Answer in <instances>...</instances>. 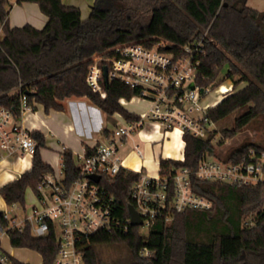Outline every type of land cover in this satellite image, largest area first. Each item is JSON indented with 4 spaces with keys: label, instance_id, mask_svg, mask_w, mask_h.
Here are the masks:
<instances>
[{
    "label": "trees",
    "instance_id": "16d2710c",
    "mask_svg": "<svg viewBox=\"0 0 264 264\" xmlns=\"http://www.w3.org/2000/svg\"><path fill=\"white\" fill-rule=\"evenodd\" d=\"M20 1L36 4L46 23L41 29L28 24L10 27L9 3L0 0V108L10 110L15 119L20 118L22 95L31 109L39 104L45 112L62 111L66 98L85 97L106 115L136 119L118 101H130L140 90L112 81L101 99L89 89L85 76L91 56L125 44L152 48L160 43L167 44L161 50L180 54L183 45L201 38L198 83L215 89L226 80L233 90L207 110L208 118L218 122L247 108L235 117L233 128L223 131L217 144L264 119V11L251 9L247 0H94L84 20L78 8L65 6L61 0ZM225 67L226 74L219 81ZM241 84L244 86L239 88ZM109 134L107 130L102 133L105 137ZM31 136L37 146L30 169L0 187L7 206L24 205L26 188L34 190L39 178L52 171L40 155L44 137L39 132ZM214 138V133L205 139L184 134L183 160L159 162L160 177L187 169L193 191L211 201L210 210L178 213L169 223L156 220L146 235L139 234L138 227H129L125 233L99 231L83 237L77 242L83 264H105L97 247L113 244L126 248V264H264V183L233 186L194 176L198 162L214 155ZM251 150L258 155L264 146L245 141L229 149L223 161H250ZM59 155L65 179L70 182L77 171L76 160L67 148ZM137 179L136 173L121 170L106 186L120 202V216L128 217L127 207L132 204L128 193ZM248 216L254 221L251 226L244 225ZM0 222L5 224L1 213ZM8 239L12 247L37 252L41 264H53L58 244L51 234L35 238L29 231H9Z\"/></svg>",
    "mask_w": 264,
    "mask_h": 264
},
{
    "label": "built area",
    "instance_id": "2783aa9c",
    "mask_svg": "<svg viewBox=\"0 0 264 264\" xmlns=\"http://www.w3.org/2000/svg\"><path fill=\"white\" fill-rule=\"evenodd\" d=\"M202 42L201 38L186 43L180 48V54L161 50L167 44L160 43L152 48L125 44L91 56L85 82L92 92L105 99L106 85L119 81L140 90L130 101H146L149 106L136 119L124 120L104 140L88 147L89 154L85 148L76 159L77 171L70 182L65 179L60 162L39 178L32 190L31 204H13L9 206L10 214L1 213L5 224L0 222V264H14V257L1 246L2 237H8L9 231H29L35 238L54 236L58 249L53 264H83L77 246L83 237L99 231L127 232L131 227L130 217L118 214L120 202L106 187L121 170H127L118 155V144L142 129L146 122L159 124L168 131L177 130L182 139L184 134L205 139L218 131L216 122L208 118L207 110L215 106L208 99L220 85L213 89L201 86L197 80ZM230 92L231 84L221 95ZM118 102L125 106L127 101L119 99ZM20 106V117L31 110L24 95ZM31 134L32 130L15 119L10 110L0 108V163L18 157L22 161L30 158L31 164L37 146ZM134 150L141 154L138 146ZM249 157L250 161L238 163L205 157L198 162L194 176L201 181L233 186L263 184L264 151L256 155L251 150ZM134 173L138 179L130 187L128 196L141 220L138 226L141 232L147 234L156 220L169 223L175 214L188 210L208 211L212 206L210 200L193 191L187 169L174 170L170 177ZM90 176H97L98 181L94 182ZM262 205L264 211V201ZM253 223L252 216L244 220L245 226ZM143 254L148 252L143 251Z\"/></svg>",
    "mask_w": 264,
    "mask_h": 264
},
{
    "label": "crops",
    "instance_id": "0c3cea01",
    "mask_svg": "<svg viewBox=\"0 0 264 264\" xmlns=\"http://www.w3.org/2000/svg\"><path fill=\"white\" fill-rule=\"evenodd\" d=\"M7 1L10 6L8 15V23L10 27H22L28 24L34 28L41 29L45 25L46 17L40 12L39 7L36 4L25 1L17 2V0ZM93 1L94 0H61L65 6L78 8L81 20L87 18ZM1 36L2 32L0 28V38ZM84 99L89 101L85 97H71L64 99L62 101V111L49 110L48 112H45L43 106L35 104L34 109L26 111L23 116L19 118L25 127L32 130V132H39L44 137L45 147L42 149L49 146L50 136L56 138L57 145L60 146V149H56L58 150V154L53 153L54 156L50 160H45L41 155L42 149L40 150L41 159L51 168H56L60 164L59 154L63 148L69 149L76 160L78 156L84 153L85 147H92L97 142L106 138L102 133L104 130L108 131V129L102 127L101 120L99 123L95 124V128L90 132L87 128V123L91 122V117L84 113H77L78 107L85 105V102H83ZM127 103H133L136 105V108H127ZM148 106V102L134 99L132 101H127L123 107L131 114L138 116L146 111ZM90 109L89 114H92V119H94L99 112L91 107ZM110 117H116L114 118L115 123L113 129L124 121V119L116 113ZM144 126L135 133L138 137L140 136V140L148 141L149 154L143 156L139 146L134 145L123 158L119 154L118 155L122 160L124 168L127 170L132 172H143L148 176H152L153 174L148 171V168H152L150 170H153L155 167L156 174L153 176H158L160 160H183L184 142L179 132H176V130L168 131L165 130L163 126L152 122H146ZM92 132H98L99 136H94ZM109 132L111 133V131ZM132 136L133 135L128 138H132ZM126 140L127 138L123 142ZM135 146H138L141 152L140 155L134 150ZM54 148H56V146H54ZM50 150L53 151V149ZM22 162H24V160ZM6 165H8L6 162L0 163V167ZM148 165L151 166L148 167ZM27 166H22V171L18 176H16L18 170L14 172L7 170L3 171V173L0 174V180L2 182L0 187L17 179L23 172L28 171L31 164L28 169H26Z\"/></svg>",
    "mask_w": 264,
    "mask_h": 264
},
{
    "label": "rangeland",
    "instance_id": "374dc122",
    "mask_svg": "<svg viewBox=\"0 0 264 264\" xmlns=\"http://www.w3.org/2000/svg\"><path fill=\"white\" fill-rule=\"evenodd\" d=\"M246 4L248 7H250L251 9H254L258 12L264 11V0H247ZM226 71H227V68L225 67L222 70L221 77L219 78V81L223 79L224 75L226 74ZM230 84H231L230 81L225 80L223 82V84H221L220 86L228 87ZM242 86H244V85L241 84L239 86V88ZM217 94H218L217 90L215 92H212L208 101L212 102L215 99V96ZM83 102H85V105H81V107H78L77 113H84L87 116L89 115L91 117V122L87 123V128L89 129L90 132L95 128V124L99 123L100 120L102 121V127L103 128H106V129H108V131H111V132L114 130L113 129L114 123H115L114 118H116V117L111 118L110 116H108L105 113H103L102 111H100V109L96 108L89 101H87L85 99ZM90 107L99 112L97 117H94V119H92V116H91L92 114L91 115L89 114V112L91 110ZM126 107L129 109L130 108L132 109V108H136V105H134L133 103H127ZM246 110H247L246 107L241 108V109L237 110L236 112L230 114L229 116L225 117L224 119L216 122V128L218 131L215 133V138L212 142L213 146H214V155L212 157H210L211 159H216V160L223 159L225 153L229 149L234 148V147L240 145L241 143H243L245 141L254 142V143H257L259 145L264 146V119L256 120V121L252 122L245 131L236 134L232 138L224 139V143L221 145L217 144L218 140L222 137L223 131L233 128V123H234L235 117L241 115ZM136 133L133 134L132 138H127V140L125 142L118 144V154L122 158L126 155V153L130 149H132V147L134 145L139 146L143 156H145V155L147 156L149 154L148 141L146 142L144 140H140L139 139L140 136L138 137V135ZM93 135L99 136V133L95 132V133H93ZM57 144L58 143H57L56 138L50 136L49 146H46L45 149L41 150L42 158L45 160H50L54 156L53 153L58 154V150H56V149H60V146ZM54 146H56V148H54ZM50 149H53V151H51ZM4 162H6L8 165L0 167V174L3 173V171H5V170L10 171V172H14V171L18 170L16 172V176H18V174L21 173V171H22L21 169L23 167L28 165L26 167V169H28V167L30 166V158H26L24 160V162H22L21 158L13 157V158H10ZM150 166L148 165V167H150ZM150 169H152V168H148V171L150 173H152L153 175H155L156 174L155 167L153 170H150ZM153 175L152 176L150 175V177H155ZM1 184H2V182L0 180V185ZM32 202H33L32 189L30 187H28V188H26L25 193H24V204L29 205ZM10 212H11V208H9V206H7L5 204L2 197L0 196V213H9L10 214ZM138 232H139V234H143V235L146 234L144 231L141 232L139 230ZM1 246L5 252L12 255L16 260H18L20 262L28 263V264H41L42 259H41V256L37 252H35L31 249H27V248L12 247L10 245L9 239L6 235H4L1 239ZM97 251H98L100 258L102 259V261L105 264H126L129 261L128 252H127L126 248L121 244L98 246Z\"/></svg>",
    "mask_w": 264,
    "mask_h": 264
},
{
    "label": "water",
    "instance_id": "95a60500",
    "mask_svg": "<svg viewBox=\"0 0 264 264\" xmlns=\"http://www.w3.org/2000/svg\"><path fill=\"white\" fill-rule=\"evenodd\" d=\"M104 78H106V71L104 70ZM90 178L94 181L97 182L98 181V177L97 176H90ZM127 212L128 215L130 217V226L131 227H138L141 225V220L138 216V214L136 213L133 205H128L127 207Z\"/></svg>",
    "mask_w": 264,
    "mask_h": 264
},
{
    "label": "bare ground",
    "instance_id": "6f19581e",
    "mask_svg": "<svg viewBox=\"0 0 264 264\" xmlns=\"http://www.w3.org/2000/svg\"><path fill=\"white\" fill-rule=\"evenodd\" d=\"M228 90L227 87L225 86H220L218 89H217V95L215 96V99L211 102L213 105H216L218 104L223 98L224 96L221 95V93H224ZM177 131V130H176Z\"/></svg>",
    "mask_w": 264,
    "mask_h": 264
}]
</instances>
